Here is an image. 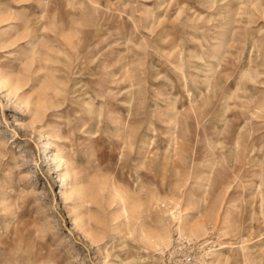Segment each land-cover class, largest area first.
<instances>
[{
  "label": "rangeland",
  "instance_id": "rangeland-1",
  "mask_svg": "<svg viewBox=\"0 0 264 264\" xmlns=\"http://www.w3.org/2000/svg\"><path fill=\"white\" fill-rule=\"evenodd\" d=\"M0 264H264V0H0Z\"/></svg>",
  "mask_w": 264,
  "mask_h": 264
}]
</instances>
